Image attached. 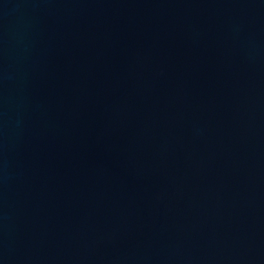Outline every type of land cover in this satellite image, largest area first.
I'll return each mask as SVG.
<instances>
[{"label":"water","instance_id":"obj_1","mask_svg":"<svg viewBox=\"0 0 264 264\" xmlns=\"http://www.w3.org/2000/svg\"><path fill=\"white\" fill-rule=\"evenodd\" d=\"M0 264H264V0H0Z\"/></svg>","mask_w":264,"mask_h":264}]
</instances>
